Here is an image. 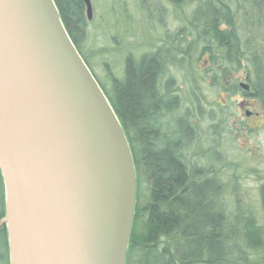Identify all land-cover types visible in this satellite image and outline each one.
Returning a JSON list of instances; mask_svg holds the SVG:
<instances>
[{
    "label": "trees",
    "instance_id": "1",
    "mask_svg": "<svg viewBox=\"0 0 264 264\" xmlns=\"http://www.w3.org/2000/svg\"><path fill=\"white\" fill-rule=\"evenodd\" d=\"M137 1L162 28L168 17L178 19V26L164 29L150 50L125 52L116 74L98 60L110 50L87 45L90 20L84 0H53L131 152L136 195L125 264H264V183L258 211L230 207L216 166L197 163L206 149L200 145L204 86L226 88L231 74H243L248 88L235 82L232 92L254 98L264 110V0ZM202 55L207 57L204 68ZM176 68L184 70L181 80L174 76ZM4 216L0 172V221ZM0 264H9L4 225Z\"/></svg>",
    "mask_w": 264,
    "mask_h": 264
},
{
    "label": "water",
    "instance_id": "2",
    "mask_svg": "<svg viewBox=\"0 0 264 264\" xmlns=\"http://www.w3.org/2000/svg\"><path fill=\"white\" fill-rule=\"evenodd\" d=\"M0 172L9 264H125L131 152L53 0H0Z\"/></svg>",
    "mask_w": 264,
    "mask_h": 264
},
{
    "label": "rangeland",
    "instance_id": "3",
    "mask_svg": "<svg viewBox=\"0 0 264 264\" xmlns=\"http://www.w3.org/2000/svg\"><path fill=\"white\" fill-rule=\"evenodd\" d=\"M91 4L87 45L110 50V53L102 55L103 59L98 60H104L116 74L122 69L125 52L132 50L134 55H139L150 50L151 44L157 43L164 29L172 31L178 26V19L167 16L162 28L157 18L149 19L147 13L139 8L137 0H91ZM151 13L157 14L155 8L151 9ZM199 61L202 68L207 65L205 55L200 56ZM94 68L103 76L99 65L94 64ZM183 71L180 73L176 68L174 76L181 80ZM235 82L243 83V74H231L230 87L228 84L220 89L204 86L199 93L203 105L200 110L203 118L200 145L206 149H202L204 157H198L197 163L216 166L225 185L224 197L230 207L248 205L258 211L259 190L264 183V110L254 98L234 94L232 89ZM218 105L223 113L219 112ZM212 107L213 118L210 121L207 114ZM246 112L250 114L246 115ZM195 114L194 109L192 115ZM214 124L216 127L212 128Z\"/></svg>",
    "mask_w": 264,
    "mask_h": 264
},
{
    "label": "flooded vegetation",
    "instance_id": "4",
    "mask_svg": "<svg viewBox=\"0 0 264 264\" xmlns=\"http://www.w3.org/2000/svg\"><path fill=\"white\" fill-rule=\"evenodd\" d=\"M241 104H243V103H241Z\"/></svg>",
    "mask_w": 264,
    "mask_h": 264
}]
</instances>
